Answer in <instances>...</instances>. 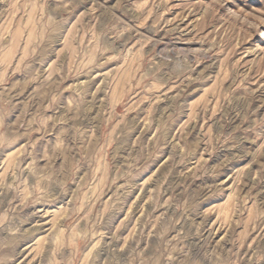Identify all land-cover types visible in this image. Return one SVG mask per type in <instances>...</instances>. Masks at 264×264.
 I'll use <instances>...</instances> for the list:
<instances>
[{
  "label": "rangeland",
  "instance_id": "1",
  "mask_svg": "<svg viewBox=\"0 0 264 264\" xmlns=\"http://www.w3.org/2000/svg\"><path fill=\"white\" fill-rule=\"evenodd\" d=\"M0 264H264V0H0Z\"/></svg>",
  "mask_w": 264,
  "mask_h": 264
}]
</instances>
